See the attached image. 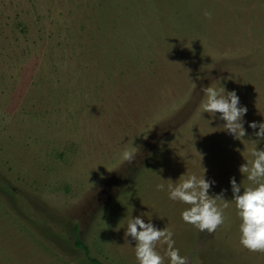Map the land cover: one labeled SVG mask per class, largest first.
<instances>
[{
    "label": "rangeland",
    "instance_id": "1",
    "mask_svg": "<svg viewBox=\"0 0 264 264\" xmlns=\"http://www.w3.org/2000/svg\"><path fill=\"white\" fill-rule=\"evenodd\" d=\"M209 86L237 93L245 136L203 113ZM262 121L264 0H0V264H138L137 216L187 264H264L231 201ZM186 173L227 201L214 232L168 197Z\"/></svg>",
    "mask_w": 264,
    "mask_h": 264
},
{
    "label": "clouds",
    "instance_id": "2",
    "mask_svg": "<svg viewBox=\"0 0 264 264\" xmlns=\"http://www.w3.org/2000/svg\"><path fill=\"white\" fill-rule=\"evenodd\" d=\"M210 16L211 13H205ZM209 86L203 88L204 100L200 104L203 113H220L219 119L226 121L224 127L234 135L235 138L245 136L243 118L247 108L240 105V98L235 91H225ZM259 140L264 141V121L252 122L249 124ZM251 155L253 160L247 161L240 166V172L247 174V180L252 181L256 186L243 190L233 178L231 189L233 193L232 202L235 203L237 215L240 218V244L250 251L264 252V150H254ZM122 161L132 163L134 152L123 150L120 154ZM186 177V178H185ZM215 181H210L196 174L182 175L177 182L167 185V193L170 200L180 201L190 207L182 211L181 217L186 223L192 224L200 231L207 230L214 232L224 223L223 208L217 204L218 200H224L222 194L212 196L210 188ZM158 190H164V184H158ZM174 233L167 227L159 229L149 220L141 216L132 218L126 227L125 237H131L135 241V255L138 264H163V257L155 250L157 241L167 244L166 255L170 264H187L186 257L180 255L179 250L174 248Z\"/></svg>",
    "mask_w": 264,
    "mask_h": 264
},
{
    "label": "trees",
    "instance_id": "3",
    "mask_svg": "<svg viewBox=\"0 0 264 264\" xmlns=\"http://www.w3.org/2000/svg\"><path fill=\"white\" fill-rule=\"evenodd\" d=\"M77 244H78L79 246L84 247V248L86 249V251L89 252L88 247H87L82 241L78 240V241H77ZM91 260H92V262H93L94 264H103V263H101L100 261H98L97 259H91Z\"/></svg>",
    "mask_w": 264,
    "mask_h": 264
}]
</instances>
